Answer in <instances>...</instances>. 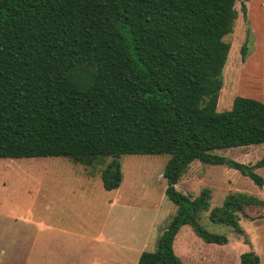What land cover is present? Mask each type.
I'll use <instances>...</instances> for the list:
<instances>
[{
  "label": "trees",
  "instance_id": "16d2710c",
  "mask_svg": "<svg viewBox=\"0 0 264 264\" xmlns=\"http://www.w3.org/2000/svg\"><path fill=\"white\" fill-rule=\"evenodd\" d=\"M241 0H0V159L67 157L104 161L106 190L123 180L125 154H168L165 194L176 214L154 251L137 264H184L174 249L183 225L209 243L226 234L200 224L212 191L196 197L176 185L199 160L238 170L257 185L264 157L246 164L221 149L264 143V102L236 96L217 111L222 72ZM251 49L248 9L241 5ZM264 200L229 193L209 218L243 232L247 208ZM241 264H261L253 250Z\"/></svg>",
  "mask_w": 264,
  "mask_h": 264
},
{
  "label": "rangeland",
  "instance_id": "374dc122",
  "mask_svg": "<svg viewBox=\"0 0 264 264\" xmlns=\"http://www.w3.org/2000/svg\"><path fill=\"white\" fill-rule=\"evenodd\" d=\"M243 2L251 32L245 61L241 48L248 25ZM236 9L234 31L224 38L231 49L222 72L219 112L231 109L236 96L264 100V0H241ZM216 152L255 164L264 157V143ZM169 156L122 155L123 180L110 191L100 174L104 161L84 165L60 156L1 158L0 264H137L143 251L157 249L177 211L165 194L163 172ZM256 171L264 178V167ZM176 187L192 197L210 188V208L203 211L200 224L229 239L227 244L209 243L189 224L183 225L174 249L184 264H241V254L251 250L264 264V207L245 210L243 232L209 218V210L234 191L264 200V185L225 165L195 160Z\"/></svg>",
  "mask_w": 264,
  "mask_h": 264
},
{
  "label": "crops",
  "instance_id": "0c3cea01",
  "mask_svg": "<svg viewBox=\"0 0 264 264\" xmlns=\"http://www.w3.org/2000/svg\"><path fill=\"white\" fill-rule=\"evenodd\" d=\"M259 100H260V99H259ZM261 101H263V102H264V100H262V99H261ZM9 159H11V158H9ZM12 159H13V158H12ZM18 159H19V158H18ZM136 258H137V257H136ZM135 261H136V260H135Z\"/></svg>",
  "mask_w": 264,
  "mask_h": 264
}]
</instances>
